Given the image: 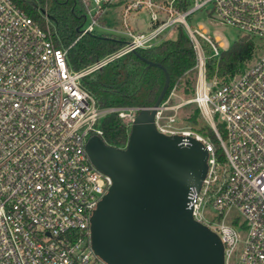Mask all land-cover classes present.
Masks as SVG:
<instances>
[{
    "label": "built area",
    "instance_id": "built-area-1",
    "mask_svg": "<svg viewBox=\"0 0 264 264\" xmlns=\"http://www.w3.org/2000/svg\"><path fill=\"white\" fill-rule=\"evenodd\" d=\"M79 1L80 36L103 26L125 42L75 69L45 8L39 22L14 0H0V264H108L93 250L90 221L112 179L92 163L86 144L92 135L103 138L99 122L107 113L131 129L143 107H101L83 78L155 45L178 25L196 52L190 101L214 129L222 156L180 121L178 106L162 102L156 126L185 142L193 136L209 151L208 171L201 187L191 188L189 204L194 217L219 234L226 264H264V0H125L123 29L101 24L118 0ZM182 3L188 6L178 7ZM208 4L213 20L258 40L259 56L228 79L208 78L207 62L219 57L221 44L187 20ZM141 9L150 13L147 31L133 30L126 20Z\"/></svg>",
    "mask_w": 264,
    "mask_h": 264
},
{
    "label": "water",
    "instance_id": "water-1",
    "mask_svg": "<svg viewBox=\"0 0 264 264\" xmlns=\"http://www.w3.org/2000/svg\"><path fill=\"white\" fill-rule=\"evenodd\" d=\"M160 66L164 87L137 113L126 146L99 135L87 141L90 160L112 179L91 216L92 247L108 264H226L219 234L189 204L191 188L198 190L208 171L209 151L201 140L185 142L155 123L170 79Z\"/></svg>",
    "mask_w": 264,
    "mask_h": 264
},
{
    "label": "trees",
    "instance_id": "trees-1",
    "mask_svg": "<svg viewBox=\"0 0 264 264\" xmlns=\"http://www.w3.org/2000/svg\"><path fill=\"white\" fill-rule=\"evenodd\" d=\"M17 5L39 22L44 18L40 12L46 8L58 36V44L68 47V57L73 68L81 69L96 60L115 52L124 44L122 36L97 31L80 36L84 22L83 8L79 0H14ZM187 3L178 5L186 8ZM105 24V19L101 20ZM175 38H164L155 45L137 48L113 59L100 69L83 78V85L97 98L101 107L153 106L164 87L166 74L169 85L163 101L173 90L183 87V92L194 93L197 74L196 52L182 25H178ZM258 40L249 34H241L219 57L207 62V76L228 79L245 70L258 54ZM149 61L156 64L149 65ZM200 109L188 117L190 126L210 139L219 156L222 148L210 123L201 120ZM103 139L114 146H123L129 137L128 123L117 113H107L99 122ZM218 126L220 124L218 123Z\"/></svg>",
    "mask_w": 264,
    "mask_h": 264
},
{
    "label": "rangeland",
    "instance_id": "rangeland-1",
    "mask_svg": "<svg viewBox=\"0 0 264 264\" xmlns=\"http://www.w3.org/2000/svg\"><path fill=\"white\" fill-rule=\"evenodd\" d=\"M124 1L125 0H118L117 4L108 10L107 14L103 18L106 22L105 25L109 27H117L122 29L124 28ZM210 8L211 6L210 4H208L207 9L204 8L202 10L196 11L195 13L190 15L187 20L192 27L202 26L210 36L217 38L221 44V50L227 49L237 40V38L241 34H243V32L234 26L222 24L213 20V18H211L209 14ZM126 20L133 30L147 31L150 28V13L146 9H141L140 11L133 10L129 12L126 17ZM96 31L99 33H104L105 31H107V28H104L103 26H98L96 28ZM176 35L177 29L173 28L168 30L167 33L160 40L168 37L175 38ZM207 52L210 54L212 53L211 50ZM259 54L260 51H258L257 56H259ZM194 77L197 80V74ZM218 80L222 79L218 78ZM194 93L187 94L183 92V87H181L179 90H173L166 99V102L169 105L178 106V108L176 107L178 117L183 124H190V122L188 121V117L193 114L198 107L196 103L190 101ZM198 117L201 120L205 121L201 111Z\"/></svg>",
    "mask_w": 264,
    "mask_h": 264
}]
</instances>
